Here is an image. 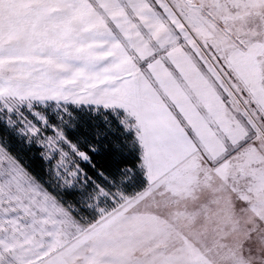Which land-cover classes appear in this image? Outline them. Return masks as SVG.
Listing matches in <instances>:
<instances>
[{"label":"snow or ice","instance_id":"6c2138e0","mask_svg":"<svg viewBox=\"0 0 264 264\" xmlns=\"http://www.w3.org/2000/svg\"><path fill=\"white\" fill-rule=\"evenodd\" d=\"M202 128L264 152V0H0V264H96L104 206Z\"/></svg>","mask_w":264,"mask_h":264},{"label":"rangeland","instance_id":"374dc122","mask_svg":"<svg viewBox=\"0 0 264 264\" xmlns=\"http://www.w3.org/2000/svg\"><path fill=\"white\" fill-rule=\"evenodd\" d=\"M226 130L229 129L226 127ZM230 134L235 141L242 138L243 129L232 128ZM201 139L207 158L196 151L195 145L190 141L187 144L180 142L157 150L151 157V166L144 172L147 177L144 188L135 191L133 186L136 181H133L121 192L123 199L118 201L115 207L104 206L109 211L101 218L99 226L118 213L146 208L158 209L162 213L167 211V220H172L171 223L174 224L176 219H184L185 214L199 215L205 206L224 204L239 210L241 215L247 214L244 224L248 229L252 225L260 224L263 236L259 240L264 243V152H259L249 145L237 154L238 159L231 164L228 161L217 164L215 161L223 152V145L204 128L201 129ZM85 215L86 219H91ZM235 219L238 225L239 222L242 225L241 221ZM137 226L142 228L143 224ZM96 228L84 237L81 255L91 253L95 257L93 237ZM152 230L147 236L151 248H136L133 264H148V261L151 264H159L160 248L156 246L158 242H155L158 241V235ZM126 252L120 249V258L117 260L119 264H127ZM138 252L143 255H137ZM165 253L163 251V255Z\"/></svg>","mask_w":264,"mask_h":264},{"label":"crops","instance_id":"0c3cea01","mask_svg":"<svg viewBox=\"0 0 264 264\" xmlns=\"http://www.w3.org/2000/svg\"><path fill=\"white\" fill-rule=\"evenodd\" d=\"M168 216L167 211L152 208L113 215L95 230L96 264H119L120 249L128 250L127 264H133L136 248H151L147 240L151 227L158 235L155 242L160 248L159 264H264V243L259 240L263 236L261 225L248 229L244 224L247 214L241 215L231 206L208 205L199 215L185 214L174 224L167 220ZM140 223L142 228L137 226Z\"/></svg>","mask_w":264,"mask_h":264},{"label":"trees","instance_id":"16d2710c","mask_svg":"<svg viewBox=\"0 0 264 264\" xmlns=\"http://www.w3.org/2000/svg\"><path fill=\"white\" fill-rule=\"evenodd\" d=\"M134 186H133V189H135V191H139L141 190L142 188H144L145 184L146 183H143V182H140V183H137V182H134ZM135 187V188H134ZM89 218V217H88Z\"/></svg>","mask_w":264,"mask_h":264}]
</instances>
